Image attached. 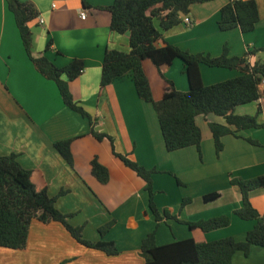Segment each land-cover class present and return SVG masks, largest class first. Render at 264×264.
<instances>
[{
	"label": "crops",
	"instance_id": "1",
	"mask_svg": "<svg viewBox=\"0 0 264 264\" xmlns=\"http://www.w3.org/2000/svg\"><path fill=\"white\" fill-rule=\"evenodd\" d=\"M32 3L38 18L29 23L33 35L32 54L45 56L62 68L73 60H82L84 71L73 81L66 76L76 101L95 122L93 130L112 138L116 153L126 156L151 175L153 200L159 213L164 210L179 221L198 223L226 216L229 225L203 232L190 230L175 220L156 223L149 208L145 181L112 154L111 142L96 140L87 119L67 108L58 89L42 78L29 61L5 0H0V155L15 154L18 163L33 171V181L44 187L50 197L57 196V210L70 215L72 226H83L84 239L113 242L118 254H106L78 244L62 225L33 220L24 249L0 248V264H144L140 256L142 240L154 230L158 246L192 239L196 243L233 238L243 242L255 221L238 218L234 211L242 206L239 190L231 179L249 180L264 175V95L254 103L239 106L234 114L255 117L257 128L237 131L221 138L222 151L216 156L209 124L226 126L223 118L197 116L201 132L199 153L195 147L167 152L156 113L151 104L141 101L129 77L101 88V63L108 50L129 52L128 35L110 30V14L98 9L114 0H18ZM259 21L254 30L242 33L238 28L221 32L217 23L226 0H215L191 7L182 23L161 31L156 43H166L190 54L218 57L224 46L231 57H245L250 64L264 62V0H253ZM85 12V19L80 13ZM43 19V24L38 22ZM190 20V25L184 23ZM48 42L51 46L46 48ZM153 98L161 99L165 81L180 92L188 91L184 65L179 59L159 70L148 60L143 62ZM206 86L240 75L236 70L199 67ZM234 131V127H228ZM71 140L69 165L54 144ZM96 158L106 168L108 181L99 183L91 173ZM219 193L213 202L203 197ZM190 202L182 207L184 200ZM252 207L264 215V188L250 193ZM114 221L100 236L98 229ZM232 264H264V248L252 246L245 256L237 252Z\"/></svg>",
	"mask_w": 264,
	"mask_h": 264
},
{
	"label": "trees",
	"instance_id": "2",
	"mask_svg": "<svg viewBox=\"0 0 264 264\" xmlns=\"http://www.w3.org/2000/svg\"><path fill=\"white\" fill-rule=\"evenodd\" d=\"M211 1L215 0H114L110 6L98 8L110 14V30L120 35L127 34L129 42L128 53L114 50L105 52L101 63L100 87L105 88L117 79L129 77L138 98L144 103L151 104L156 113L167 152L195 147L201 153L202 137L195 123L197 116L206 118L212 114L223 118L226 123V126L209 124L216 156L222 151L223 136L259 127L255 117H239L234 114L237 107L254 103L262 95L259 84L264 80V62L255 61L250 64L248 60V57L257 52L248 51L245 57H231L224 46L220 56L211 57L203 54L193 55L168 43L163 47L156 46L162 39V34L155 27L156 22L161 31H168L182 23L181 19L189 15L192 6ZM5 3L14 17L22 46L34 70L45 80L55 84L67 108L89 121L91 135L98 141L107 138L112 145V154L145 181L149 194V208L157 224L175 220L185 224L190 230L199 229L203 232L229 225V218L226 216L204 222L185 223L167 210L160 214L153 200L151 175L154 171H147L126 156L116 153L112 138L93 130L95 122L74 101L69 83L62 79L64 75L68 81L76 80L84 71L83 61L73 60L65 67L58 68L45 56L35 58L32 54L33 35L29 27V23L38 18L35 6L30 2L18 0H5ZM83 4L86 5L84 1ZM258 21L255 1L226 0V4L220 10L217 26L221 32L238 28L242 33H248L254 30ZM50 46L51 42H48L46 48ZM176 59L182 61L184 65L188 91L176 90L174 84L160 74L166 86L163 96L156 101L152 96L143 62L148 60L159 70L163 66L171 65ZM200 65L236 70L240 75L206 86L200 76ZM228 127H234L235 130L231 131ZM70 144L71 140L54 144L55 150L69 165L72 163ZM91 173L99 183L105 184L108 181L106 168L100 165L96 158L91 162ZM33 174V171L23 168L18 163L15 154L0 155V248L24 249L30 224L37 220L42 224L55 222L62 225L78 244L88 249L100 251L107 256L118 254L113 242H91L84 239L83 226H72L69 222L71 216L60 213L56 208L57 198L63 192L50 197L44 187L39 188L33 181ZM230 185L239 190L242 201L241 208L234 211V214L241 220L256 222V225L247 232L243 242L224 238L213 242L196 243L188 239L158 246L154 230L141 242L140 256L144 264H232L235 253L241 252L247 256L252 246L264 248V215H260L249 200L251 192L264 188V175L249 180L231 179ZM219 197V193H213L204 196L203 200L210 203ZM189 202V199L184 200L182 207ZM114 223L111 221L101 226L98 229L100 236H104Z\"/></svg>",
	"mask_w": 264,
	"mask_h": 264
},
{
	"label": "built area",
	"instance_id": "3",
	"mask_svg": "<svg viewBox=\"0 0 264 264\" xmlns=\"http://www.w3.org/2000/svg\"><path fill=\"white\" fill-rule=\"evenodd\" d=\"M79 15H80V18H81V19H85V17H86L85 12H81ZM38 22H39L40 24H43V23H44L42 18H39ZM184 23H185L186 25H190V20L187 19V18H184ZM259 90H260L261 94L264 95V80H262V81L260 82V84H259Z\"/></svg>",
	"mask_w": 264,
	"mask_h": 264
}]
</instances>
